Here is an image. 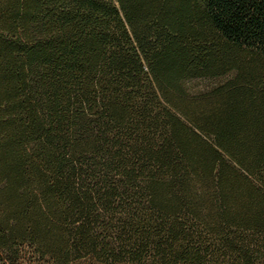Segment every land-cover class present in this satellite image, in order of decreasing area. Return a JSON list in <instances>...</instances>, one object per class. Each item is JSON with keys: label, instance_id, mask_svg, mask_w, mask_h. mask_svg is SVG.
<instances>
[{"label": "trees", "instance_id": "1", "mask_svg": "<svg viewBox=\"0 0 264 264\" xmlns=\"http://www.w3.org/2000/svg\"><path fill=\"white\" fill-rule=\"evenodd\" d=\"M0 264H264V0H0Z\"/></svg>", "mask_w": 264, "mask_h": 264}]
</instances>
